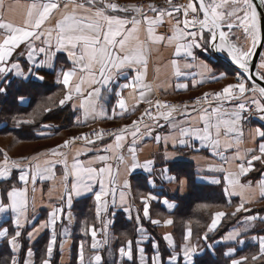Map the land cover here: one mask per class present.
Listing matches in <instances>:
<instances>
[{"label": "snow or ice", "instance_id": "obj_1", "mask_svg": "<svg viewBox=\"0 0 264 264\" xmlns=\"http://www.w3.org/2000/svg\"><path fill=\"white\" fill-rule=\"evenodd\" d=\"M166 4L167 6L149 4L146 6L148 11H145L143 6L120 7L110 0H47L46 3L31 5L22 26H14L0 18V30H2L0 31V37H2L0 38V94H7L13 78L21 83L33 78L35 81L43 82L48 75L56 72V82L66 89L59 101V106L71 107L74 112L82 111L84 116L91 115L95 119L98 112L104 114L105 106L114 96L116 102L112 108V115L107 118L115 119L117 115L122 116L126 111V103L121 95L122 90L136 89L147 75L148 60L145 49L157 43L163 44L165 41L168 45H172L176 41L175 55L179 57L183 54L186 61L185 68L192 69L196 66L194 62L199 60L201 75L206 74L211 78V82L220 83L229 79L234 82L226 83L219 91L205 93L203 97H198L195 105L200 107L197 108L194 105L191 112L185 105L184 110L180 112L181 119L173 117V114L178 111L176 107L168 110V105L156 101V108L164 110L159 112V117L152 114L150 110H145L143 114L149 120L155 121V125L145 124V130L141 131L142 116L141 120L125 125L113 134L116 149L124 146V141L129 134L132 137L131 144L127 148L128 157L121 154L115 156V159L119 164L124 165L126 173L131 174L141 169L148 176L153 177V179L145 177V180L149 184H154L157 174L164 177L169 172L163 162L174 159L177 153L185 148L199 151L201 146L210 147L213 155L220 156L222 164L235 162L238 171L228 172L224 178L232 191L225 187L224 192L228 196L236 195L238 187L241 189L251 187V181L247 185H241L236 177L247 175L255 170L257 162L264 165V125L253 132L256 138L254 148L244 153L237 148L229 160V157L223 155L220 150L219 137L222 134L220 124L222 122L225 125L226 133L234 134L242 139L244 121L253 115L249 105L254 106L259 119L264 120V86L257 88V81L264 80V11H258L259 8L264 7V0H259L258 4L254 0H230V2L229 0H198V3L189 0L186 5L180 6L172 4V0H166ZM4 6L5 0H0V11L4 9ZM226 6L228 9L221 11L226 9ZM119 12L132 13V15L121 17L113 14ZM166 16L174 18L175 24L169 23L164 34L157 35L156 29L166 24ZM169 31L173 35H168ZM142 32H146L144 39H141ZM205 53L207 55H203ZM214 53L220 55L214 56ZM201 55H203L202 60H200ZM221 57H223L222 63ZM254 58L259 60L258 65L254 62ZM60 61L70 64V67L67 70L64 68L57 70L56 65ZM172 63L177 62L173 60ZM181 74L180 68L177 67L175 75ZM121 78L125 81L131 79V82L116 85L120 91H115L112 82ZM205 82L208 81L201 80V84ZM85 84L88 86L87 90L84 88ZM257 91L261 99L255 98ZM139 98L141 102L149 105L153 103L151 99L145 97L143 90L139 91ZM45 111L50 112L51 109L47 108ZM221 113L227 119L215 124L211 123L212 117H219ZM34 119L35 116L28 120H17L16 123L32 124ZM76 119L79 121L80 116L77 115ZM159 119H163L167 127L172 130L163 138V141L167 145L170 140L173 151H165L159 157L162 163L158 170L156 157L140 161L137 154L139 151L137 142L146 137H151L157 143L161 142L162 138L159 135L152 136L155 127L164 126L159 124ZM84 123L87 124V121L85 120ZM42 127L47 129L48 126ZM37 134L47 138L43 130ZM103 139L102 133H97L95 139L89 138L87 134L66 139L55 149H49L43 153L49 158L58 157L48 159L47 167L43 170L38 164H34L41 153H37L32 158L11 162L9 157L4 155L3 163L0 165V179L9 183L6 188L0 189V216H3L5 221L11 220V230L8 226L0 225V244L6 243L9 249L7 255L0 257V264H37L32 245L45 237H47V243L41 252L39 264H56L53 260L54 251H58L62 264L64 237H69L68 225L63 223V217L65 207L70 210L74 198L91 194L95 201L97 220L101 219L103 211L113 218L111 223L114 224V217L118 210L124 211L128 214V218L132 219V206L124 195L125 191L131 190V184L127 178L119 185L120 202L117 203L118 185L112 172L113 166L109 163L113 159L110 155L114 151L113 146L106 144L103 151L109 154L98 155L87 161L79 157L90 151H99L98 146L95 149L87 148L77 151L71 157V162L68 151H65H70L77 142L96 145L98 140ZM226 147L230 148L234 145L228 143ZM97 164L100 166L97 167ZM58 165L61 166L64 181V190L59 197L60 202L52 204L47 220L37 224L34 203L31 207L29 205L28 185L31 183L32 191L35 192L37 179L48 178L46 173H51L54 177ZM13 169L19 170L15 177L12 175ZM118 172L119 169L117 174ZM13 180L18 181L19 186L11 183ZM168 181L178 183L181 190L187 185V179H179L176 176L169 175ZM212 183L219 184L220 180H213ZM97 185L98 191H96ZM260 195L264 198V191ZM153 199L155 197L151 195L142 197L143 217L139 209L135 216L139 238L128 239L117 250L118 256L126 257L131 264H180L182 252L183 264H197L199 245L192 243L191 227L187 229L180 244L176 243L171 234L163 236L167 248L171 250L170 253L164 252L160 243L153 240L151 244L153 252L151 256L148 255L142 245L145 240L151 238L147 237L141 221L148 219L154 225L161 223L160 220L151 218L149 202ZM251 202L250 199H242L235 207V211H216L211 217L202 239L206 242L214 241V243L206 244L213 254L218 251L217 245H229L223 255L232 257L235 249L231 245H243L250 239L259 245V255H253L251 260L255 262L264 258V235L253 234L257 230L264 232V216H238L251 211L247 207V204ZM164 203L169 208L175 207L167 200ZM110 208L111 212H109ZM226 217L235 218L239 227L220 233L219 239L210 237L209 234L216 233ZM72 219L69 214V223ZM58 223L63 229L59 246L56 227ZM102 223L105 250L114 257L113 264H123L122 260L115 257L110 247V241L114 239V236L109 234V223L105 221ZM164 223L172 225L173 220L168 219ZM83 231L85 235L90 231L92 237L90 249L93 252V258H90L87 264H105L102 255L96 251L97 230L94 226L89 229L85 222ZM165 255L167 260L164 258ZM76 259L78 264H85L83 241L77 246ZM247 260L248 257H244L243 260L232 258L230 264H245Z\"/></svg>", "mask_w": 264, "mask_h": 264}, {"label": "crops", "instance_id": "obj_2", "mask_svg": "<svg viewBox=\"0 0 264 264\" xmlns=\"http://www.w3.org/2000/svg\"><path fill=\"white\" fill-rule=\"evenodd\" d=\"M46 2L47 0H5L4 9L0 11V18H2L4 22L12 23L14 26H22L25 20L27 19V13L31 5L33 3H46ZM187 3L188 1L186 0L185 5ZM227 7L228 6H226V8ZM224 10L225 9H221V11H224ZM113 14L121 16V17L132 15V13H123V12L113 13ZM165 21H166V24L164 26L156 29L157 35L164 34L165 29L167 28L169 23L174 25L173 18H169L166 16ZM145 34L146 32H142L141 39H144ZM168 35H173V33L169 31ZM180 42L182 43L183 41H180ZM242 42L243 41H241V43ZM175 43L176 41H174L172 45H168L167 41H165L163 44L157 43L145 49V56L148 60L147 75L141 80L140 84L137 86L136 89H123L122 90L121 95L126 103V111L124 112L122 116L117 115L115 119L107 118V116L112 115V108L116 102V99L114 96L110 98L109 103L105 106L104 114H101L98 112L95 119H93L91 115L84 116L82 111L74 112L73 109L69 107L71 109V112L73 113V125L70 128V130H79V129H85L87 127L89 128V127H95V126H109L111 124L130 125L133 122L134 118L137 115H139L145 107L149 105L148 103L141 102L139 98L140 90L144 91L145 97L147 99H151L152 101H154L156 98L169 99V98H179V97L199 95V94H202L208 91L221 89L226 83L234 82V80L232 79L221 81L220 83L211 82V78L208 77L206 74L203 76L201 75L202 69L199 67V63H200L199 60L194 62L196 66L193 67L192 69L185 68L184 64L186 61H185L183 54H181V56L179 57L175 55ZM196 51L199 53L198 49ZM203 55H207V53ZM203 55L200 56V60L203 59ZM173 60H176L177 63L173 64L172 63ZM56 67H57V70L61 68H64L65 70H67V68L70 67V64L60 61V62H57ZM177 67L180 68V71L182 73L180 76L175 75ZM54 74H55V80L57 81V73L54 72ZM201 80H206L208 82L201 84ZM33 81H35V78H33ZM125 82L130 83L131 79H129L128 81H125L123 78L119 80H114L112 82V87L114 88L115 91H120V89L117 88L116 85L118 84L122 85ZM60 85L64 89V92H63V95H64L66 92V89L64 88L62 84ZM184 85H186L187 87L186 88L183 87ZM84 88L87 90L88 86L85 84ZM255 98L261 99L259 97L258 91L255 94ZM19 103L23 106H26L28 104V99L27 98H23L22 100L19 99ZM213 106H215V104ZM226 107H231V105H226ZM183 110L184 109H180L177 112H175L173 114V117L176 119H181L182 117L180 115V112ZM187 110L189 112L192 111V109L190 108H188ZM77 115L80 116L79 121H77L76 119ZM193 115H197V113H193ZM225 119H227V117H225L221 113L219 117L213 116L211 123L215 124ZM85 120L87 121V124L84 123ZM155 123L156 122L154 121V122H149L147 124L155 125ZM159 124L164 125V126L155 127L154 131H152V136L159 135L162 138L160 143L155 142L151 137H146L145 139L137 142V147L139 149L137 154H138L140 161L143 162L146 158L156 157L158 170L162 163L159 160V157H161L165 151H168V152L173 151L171 141L169 140L167 145H165L163 141V138L165 136H168L172 130L169 127H167L166 122L163 119H159ZM262 125H264L262 122L258 121L257 119L253 117L247 118L243 124L244 136L241 139L240 137H237L234 134L226 133L225 125L221 122L220 126H221L222 134L219 137V140H220V150L223 153V155L228 156L229 160H231L237 148L240 150L241 153L252 150L255 146L254 141L256 140V138L253 135V132L256 128L261 127ZM47 126H48L47 129H48L50 125H47ZM140 128H141V131L145 130L144 125H141ZM41 129L46 130V129H43V127ZM212 132H213V138L215 139L216 137H215L214 128L212 129ZM66 139L68 138L61 139L62 141L61 143L57 142L56 144H54L52 148H49V149H55L57 145L62 144ZM131 139L132 137L129 134L127 139L124 141V146L120 149L115 148L116 142L114 138H111L108 140L97 142L96 145L75 144L71 148L70 151L69 150H65V151H68L69 160L71 162V157L75 155L77 151H83V150H86L87 148L95 149L98 146L100 149L99 151H90V152H87L86 155H81L79 157V159L87 161L88 159L93 158L98 155L109 154L103 151L104 146L106 144H111L113 146L114 151L110 153L113 159H111L109 163L112 164L113 166L112 172H113V175L115 176V179L118 185V190L116 193L117 203L119 204L120 202L119 185L122 184L125 178H127L131 184V190L125 191L124 195L128 203L132 206V212H131L132 219H129L128 214L122 210H118L117 214L121 213L126 221H131L133 223L134 228H135V235L133 238H137V239L139 238L135 216H136L137 210L139 209L140 215L141 217H143L142 204H141L142 197L148 196V195L155 197V199L149 202L150 215L152 219L160 220L161 223L159 225H154L150 223L148 219H142L141 221L143 228L146 230L147 237L151 238V239L145 240L142 246L147 247L148 245H150L149 250H150L151 255L153 252L152 247H151L153 240L157 241L158 238L161 239L166 248V251L170 253L171 250L167 248L166 242L163 240V236L165 234H171L172 238L176 241V243L180 244L182 242L183 236L186 234L187 229L190 227V222H186V228H184L183 235L181 236L180 241H178L177 237L174 234L173 224L166 225L164 223L168 219L173 220L172 213L177 206L176 198H183L187 196L189 192V181L188 180H187L186 187L183 190H181L180 185L178 183L176 182L170 183L168 181V176L171 175V176H176L179 179H186L185 176L178 175V174H180L181 170H183V168L187 165L190 167V176H191L192 182L196 183L197 185L221 188L225 201L227 202L228 211H230V209H232V211L233 210L235 211V207L239 205L242 199H250L252 202L247 204V207L250 208L251 211L249 213H244L240 215L264 216V198H262L260 195V193L264 191V165H260L257 162L255 166V170L250 171L247 175L236 177V179L239 180L241 185H247L248 182L251 181V187L244 188V189H241L238 187L236 189V192L238 194L228 196L224 192V188L228 187L229 191H232V189L224 178L228 174V172L235 173L236 171H238V169H236L235 167V162L222 164L220 156L213 155L212 149L210 147L201 146V149L199 151L194 150L193 148H185L182 150V152L177 153L174 159L169 160L167 162H163L164 166L169 169V172L164 177H160L157 174L155 176L154 184H149L145 180L146 187L141 188L140 183L133 180L135 177L142 176L143 178L148 177V179H153V177L148 176V174L145 173L141 169H137L135 172L128 174L125 171L124 165L119 164L115 159V156L121 155V154H123L125 157H128L127 148L131 144ZM228 143L233 144L234 147H230V148L226 147ZM43 153H41L39 159L34 162V164L39 165L41 170L47 167L48 159L58 158V157L49 158V157L44 156ZM35 156H32V157H35ZM22 159L24 158H20L19 161H21ZM96 166L99 167L100 165L97 164ZM221 168H223V170H220ZM261 168L263 169L261 170ZM117 169H119L118 174H117ZM18 171L19 170L17 169L12 170L13 177L18 175ZM252 174H256V176H254V178H251ZM45 175L48 178L46 179L38 178L37 179V183L35 185L36 187L35 192L32 191V187H33L32 184L30 183L28 185L29 205L31 207L34 203L37 224H39L42 221L47 220L48 213L51 210L50 206L52 204H58L60 202L59 197L61 196L64 190V181L62 179L61 166L59 165L57 166L56 174L54 177L51 175V173H46ZM213 180H220V183L219 184L212 183ZM1 181L2 183H0V185L3 184L4 185L3 188H6L9 182H6L0 179V182ZM13 181L12 183H16L17 186H19L18 181L16 180H13ZM70 181H71V177L69 178V182ZM0 189L2 188L0 187ZM98 190H99V186L97 185L96 191ZM85 200L88 201L89 210L82 215H77L74 211L75 205ZM165 200L169 201V204H174L175 207L169 208V206L164 203ZM203 207L204 205L203 203H201L198 206V209H201ZM227 210L217 209L215 211H226L227 212ZM111 211L112 209L110 208L109 212ZM214 213L212 214V216L214 215ZM69 214L73 218L70 223L68 221ZM112 219L113 218L109 217L103 211L101 212V219L100 220L96 219L95 201H94V197H92L91 194H87L79 198H74L72 208L69 210L65 207V215L63 217V223L68 225V233H69L70 238L64 237V244H63L64 257H63L62 264H78V261L76 259L77 246L81 241L84 242L85 264H87V261L90 258H93V252L90 249V245L92 243V237H91L90 231L88 232L87 235H85L83 231V229L85 228V222L89 229H91V227L94 226L95 229L97 230L98 247L96 251L102 255L103 259L105 258L106 255H109L108 252L105 250L104 243H103L104 234L102 232V228L104 227V225L102 221L109 223V234L114 236V239L110 241V247L111 249H113L116 245V241L119 238L113 230L114 224L111 223ZM115 219H116V216L114 217V220ZM210 221L208 225L210 224ZM223 221L221 222L220 227ZM0 225L8 226L11 230V220L10 219L5 221V218L3 216H0ZM56 227H57V234H58L57 245L59 246V244L61 243L63 229L61 228L60 223H58ZM149 227L154 232L156 231L159 236L155 237L154 234L149 231ZM233 227H239L236 219H235V223L228 230L232 229ZM210 234H213V233H210ZM253 234L254 235H264V232H259L257 230ZM202 237L203 235H201L199 238L197 237V238H194V240H192V242H194L193 244L199 245V251L196 257L201 256L206 249L209 250L206 246H203L202 242H206V241H204ZM216 239H219V237H216ZM41 241L42 243H44V246H45V244L47 243V237H45V239ZM208 243L209 242H207V244ZM210 243H214V241H211ZM36 244L37 243L34 242L32 245L34 252H35ZM219 246L224 247V252L227 251L229 248V245H217V247ZM231 247L235 249V252L232 257H226L229 259V261L232 258L243 260L244 258L243 254L252 253L250 251V248H253L255 251L253 255H257V256L259 255L258 243L250 239L246 240L243 245L234 244V245H231ZM212 255H215V254L212 253ZM53 260L56 261V264H61L58 251H54ZM118 260H122L123 263H131L127 261L126 257L118 256ZM165 260H167V257L165 258ZM259 260L262 261V259H259ZM180 264H183L182 252L180 253ZM257 264H262V263L258 262Z\"/></svg>", "mask_w": 264, "mask_h": 264}, {"label": "trees", "instance_id": "obj_3", "mask_svg": "<svg viewBox=\"0 0 264 264\" xmlns=\"http://www.w3.org/2000/svg\"><path fill=\"white\" fill-rule=\"evenodd\" d=\"M63 92L64 89L61 85L55 82L54 73L48 75L43 82L30 80L21 83L14 78L13 82L9 85L7 94H0V120H6V124L0 126V136L8 134L20 141L27 142L47 141L48 138H41L36 131L42 124H51L58 127L57 133L53 134L55 138L57 135V137H59L62 131L66 136L64 138L71 137L73 133L68 134V132L71 131L70 128L73 125V113L68 106H59V101L63 97ZM21 97L29 100L26 106L19 103V99ZM48 100L52 103L49 104ZM47 108H50L51 111H45ZM17 116L27 118L30 116L28 119H32L33 116H35L34 123L22 125L20 127L12 125L16 121L12 118ZM53 135L52 137H54ZM54 140L58 139L53 138L51 141ZM39 150L31 152L23 157L30 158L35 156L37 152L40 153ZM178 175L185 176L189 181V192L188 195L183 198H176L177 206L172 213L174 234L178 241H180L183 233L182 231L186 228V222H190V227L193 230V238H199L206 232V226L210 221L212 212L217 209L227 210V202L225 201L221 188L197 185L192 182L190 167L188 165L185 166ZM254 176H256V174H252L251 178H254ZM133 180L140 183L141 188L146 187L145 178L142 176H137ZM1 185L3 188L4 185ZM201 203H203L204 207L198 209V206ZM88 210V201L86 200L81 203H77L74 208L77 215H82ZM234 222V219L226 217L219 230L216 233H213L210 237H219V234L226 232L234 224ZM113 230L119 238L116 241L115 247L112 249L116 257L115 252L117 245L124 239H133L135 235V228L131 221H126L123 215L119 213L116 215ZM157 241L160 243L161 249L164 252H167L162 240L158 238ZM43 248L44 243L40 240L35 245L37 264L40 262V254ZM217 248L218 251L215 255H212V253L206 249L201 256L196 257L197 264H229V259L223 255L224 247L219 246ZM250 251L253 252L254 249L250 248ZM8 253L9 249L7 245L1 244L0 257L7 255ZM166 257L167 256L165 255L164 258ZM113 259V256L106 255L104 258L105 264H113Z\"/></svg>", "mask_w": 264, "mask_h": 264}, {"label": "rangeland", "instance_id": "obj_4", "mask_svg": "<svg viewBox=\"0 0 264 264\" xmlns=\"http://www.w3.org/2000/svg\"><path fill=\"white\" fill-rule=\"evenodd\" d=\"M122 1H130L131 3H139V2L148 1V0H122ZM177 1L178 2H185V0H177ZM187 1L189 2V0H187ZM227 9H228V7L225 10H227ZM55 82H56V80H55ZM53 98H54V94H53ZM159 99H162V98H159ZM169 99H175V98H169ZM28 102H29V100H28ZM48 103L51 104L52 102L48 100ZM28 118H30V116H28ZM28 118L27 117L17 116V117H13L12 119L17 121V120H27ZM16 121L12 125H16L17 127H20L22 125H26V124H17ZM5 124H6V120L5 119L4 120H0V125L1 126L5 125ZM46 125H50L48 129L43 130V131H45L46 137L48 138L47 141L44 140V141H41V142H27V141H20L19 139H16L13 136H10L8 134H3L2 136H0V165H2V163H3L4 155H7L9 157L10 161H19L20 158H24L23 156H26L27 154H29L31 152H34V151L40 149L39 152L43 153V152L47 151L49 148H52L54 146V144H56L57 142L61 143L62 142L61 139L66 137L65 134L63 133V131L60 133L59 137H56L58 140H54L55 142L51 141V140H53L52 138L55 137L53 134L57 133L58 127H56L54 125H51V124H46ZM42 126H43V124L38 128L39 130L37 129L36 133L42 131V129H41ZM116 126H125V125L111 124L109 126H99V127H116ZM96 127H98V126H96ZM89 128H91V127H89ZM86 129H88V127L85 128V129L69 131L68 134H70V133H73V134L68 139H71L72 137H75L76 135H78L79 133L83 132ZM52 135L54 137H52ZM40 137L43 138L44 136H40ZM56 138H54V139H56ZM37 153H36V155H37ZM262 169L263 168H261V170ZM0 183H2V181ZM0 187L2 188V185H0ZM231 211H232V209H230V211L227 210V212H231ZM214 212H216V211H213L212 214ZM212 214H211V216H212ZM238 216H240V214H238ZM232 219L235 220V218H232ZM149 231L151 233H153L155 237L159 236L157 234V232L156 231L154 232L150 227H149ZM192 232H193V230H192ZM182 235H183V233H182ZM209 236H212V234H209ZM127 240L128 239H124L123 241H121L117 245L116 250H118L120 248V246L124 245ZM192 240H194V238H192ZM207 242L210 243L211 241H207ZM207 242H202L203 246H206ZM192 243H194V242H192ZM3 244H6V243H3ZM149 247H150V245H148L147 247L145 246V249H146V252L148 253V255L150 256L151 253H150ZM254 252L255 251H253L252 253L243 254L244 257H248V260L245 262V264H257L258 262L264 264V258H262V261L257 260L255 262H253L251 260V257L253 256ZM115 253H116V258L118 259V252H115ZM123 264H131V263H123Z\"/></svg>", "mask_w": 264, "mask_h": 264}, {"label": "built area", "instance_id": "obj_5", "mask_svg": "<svg viewBox=\"0 0 264 264\" xmlns=\"http://www.w3.org/2000/svg\"><path fill=\"white\" fill-rule=\"evenodd\" d=\"M112 3H116L120 7H144L145 11H148L147 5L149 4H155V5H160V6H167L166 0H148V1H143L139 3H131L130 1H122V0H110ZM186 2V0H185ZM185 2H178L177 0H172V4L180 6V5H185ZM182 18V17H181ZM173 23L175 24V20L173 19ZM220 89L213 90V91H208L205 93H213L216 91H219ZM205 93L199 94V95H193V96H187V97H179L175 99H159L156 98L151 105H148L143 109V111L137 115L133 121L141 120V117L143 116V120L141 121V125H145L149 122H154L148 119L147 116H144L143 114L145 113V110H150V112L156 116L159 117V112L164 111L163 109L158 110L156 108V101H159L160 103L168 105V110H171L172 107H176L178 110L184 109L185 105L188 106V108L192 109V107L195 105V101L198 97H203ZM211 99V97H209ZM235 103V102H234ZM215 104V101H213V105ZM195 107L199 108V105H195ZM251 108L253 115L251 117L257 119L258 121L262 122L264 124V120L259 119V114L255 112V108L252 105H249ZM124 126H116V127H91L83 132L79 133L76 136H80L82 134H87L89 138L95 139L97 133H102L104 136V140H108L113 138V134L117 133L120 129H122ZM97 142H100L99 140ZM76 144H84L82 141L77 142Z\"/></svg>", "mask_w": 264, "mask_h": 264}, {"label": "water", "instance_id": "obj_6", "mask_svg": "<svg viewBox=\"0 0 264 264\" xmlns=\"http://www.w3.org/2000/svg\"><path fill=\"white\" fill-rule=\"evenodd\" d=\"M193 2L198 3V0H193ZM255 3H259V0H254ZM258 11H264V7L259 8ZM257 51H260V49H257ZM214 56H219L220 54L218 53H214ZM221 61L223 62V57H221ZM258 59L254 58V62L258 65ZM260 86H264V80L261 81H257V88H259Z\"/></svg>", "mask_w": 264, "mask_h": 264}]
</instances>
